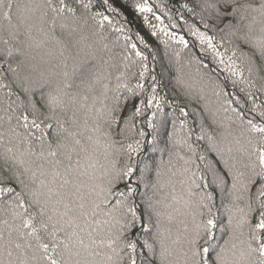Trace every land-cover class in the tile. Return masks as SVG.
<instances>
[{
	"label": "snow or ice",
	"instance_id": "6c2138e0",
	"mask_svg": "<svg viewBox=\"0 0 264 264\" xmlns=\"http://www.w3.org/2000/svg\"><path fill=\"white\" fill-rule=\"evenodd\" d=\"M156 7L0 0V264H264V0Z\"/></svg>",
	"mask_w": 264,
	"mask_h": 264
},
{
	"label": "trees",
	"instance_id": "16d2710c",
	"mask_svg": "<svg viewBox=\"0 0 264 264\" xmlns=\"http://www.w3.org/2000/svg\"><path fill=\"white\" fill-rule=\"evenodd\" d=\"M160 2H167V3H171L177 6H179V2L180 0H149V3L154 7V10L158 13H160V10L158 7H156V5ZM190 3L193 2V0H189ZM125 12L129 15L130 18L133 17V13L130 11V9H124ZM173 11L175 12L176 9H173ZM183 11V10H181ZM183 15L185 16V18L189 21V23H197L199 26V22L193 18L189 13H187L186 11L183 12ZM149 18L153 23H156L154 17L149 14ZM177 20H179V17H176ZM165 23H168L167 18H164ZM136 23L139 24L140 23V18L137 16L136 17ZM202 27V26H201ZM135 31V29H134ZM173 31H175L178 35H185L186 39L189 40V48L188 49H184L181 53L182 59H181V63L184 65H187V61L189 58L195 56L199 59L204 60V63L207 65V68H204L203 66H201L200 71L201 73H205L207 75L208 78H210L211 80L221 84L222 86L226 85V91L232 93V92H238V88L234 89L230 83V81L226 80V76L227 74L224 73L211 59L210 55L206 56L205 54L200 53L198 47H194L193 44L194 42V38H192L191 36H189L186 32V30L184 29V26L181 24V27H177L176 29H173ZM143 32H147V29H143ZM143 34V33H142ZM211 34V33H210ZM122 42V41H121ZM150 44H152V46L154 48L158 47L159 49V53L160 56L163 57L162 61L160 59L157 60L156 62V71L157 73H162L163 74V87L160 89V94L163 95L165 92L168 93V96L171 98L174 94V91H180V89L178 88V86H176L174 79H172V77L176 74L175 73V68L172 67V65H174L175 63V58H172L171 64L169 61V57L167 56H163V52H164V46L162 44H159V42L155 39L150 40L149 41ZM142 47V46H141ZM181 48L180 45H176L174 43L170 42V48H169V52L171 53L173 50H179ZM223 49H221L222 51ZM146 54L147 53V50ZM170 69V70H169ZM186 74H189L191 77H195L196 75V65L193 64L191 67H185L184 69ZM135 81H133L134 83ZM150 83V81H149ZM205 95L207 96L208 100L211 102L212 106H216L215 103V97L212 96L211 94V90L210 89H206L205 91ZM262 100H264V97H261ZM204 102L201 101L200 104L202 105ZM166 111H171L170 108H166ZM221 115H224L223 113H221Z\"/></svg>",
	"mask_w": 264,
	"mask_h": 264
}]
</instances>
